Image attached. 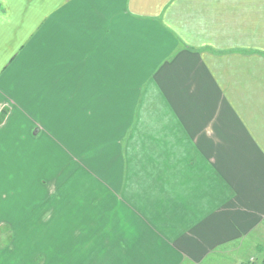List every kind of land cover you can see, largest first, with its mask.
I'll return each mask as SVG.
<instances>
[{"label": "crops", "instance_id": "crops-1", "mask_svg": "<svg viewBox=\"0 0 264 264\" xmlns=\"http://www.w3.org/2000/svg\"><path fill=\"white\" fill-rule=\"evenodd\" d=\"M0 120L61 264L261 241L264 0H0Z\"/></svg>", "mask_w": 264, "mask_h": 264}, {"label": "rangeland", "instance_id": "rangeland-1", "mask_svg": "<svg viewBox=\"0 0 264 264\" xmlns=\"http://www.w3.org/2000/svg\"><path fill=\"white\" fill-rule=\"evenodd\" d=\"M18 140L3 139V148L0 151V264H61L60 256L49 254L53 247L61 251V241L45 239L46 226L43 225L42 218L48 202H59V208L55 205L49 207H54L59 212L60 195L39 187L35 182V179L41 181L48 176L43 174L35 177L31 174L28 161L25 163V160H16L14 153ZM35 204L42 208H39V215L30 220V211H33L30 207ZM55 224L57 229L52 231L60 232L59 222ZM257 238L258 235L252 237L238 250H221L210 258L208 264H264V239L258 241ZM253 240L261 245L254 248Z\"/></svg>", "mask_w": 264, "mask_h": 264}]
</instances>
